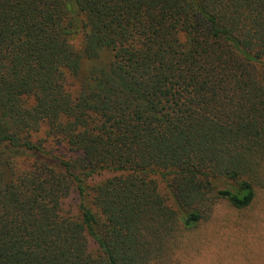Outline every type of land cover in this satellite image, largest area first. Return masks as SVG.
I'll use <instances>...</instances> for the list:
<instances>
[{"label":"trees","instance_id":"obj_1","mask_svg":"<svg viewBox=\"0 0 264 264\" xmlns=\"http://www.w3.org/2000/svg\"><path fill=\"white\" fill-rule=\"evenodd\" d=\"M262 186L264 0H0V264H170Z\"/></svg>","mask_w":264,"mask_h":264},{"label":"rangeland","instance_id":"obj_2","mask_svg":"<svg viewBox=\"0 0 264 264\" xmlns=\"http://www.w3.org/2000/svg\"><path fill=\"white\" fill-rule=\"evenodd\" d=\"M169 259L170 264H264V186L247 209L218 201L208 220L175 235Z\"/></svg>","mask_w":264,"mask_h":264}]
</instances>
